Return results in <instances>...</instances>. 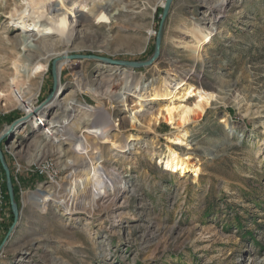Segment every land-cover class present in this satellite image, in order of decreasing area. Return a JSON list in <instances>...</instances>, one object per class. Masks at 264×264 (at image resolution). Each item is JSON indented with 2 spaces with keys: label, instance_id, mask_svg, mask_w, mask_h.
Masks as SVG:
<instances>
[{
  "label": "rangeland",
  "instance_id": "obj_1",
  "mask_svg": "<svg viewBox=\"0 0 264 264\" xmlns=\"http://www.w3.org/2000/svg\"><path fill=\"white\" fill-rule=\"evenodd\" d=\"M39 1L0 0V144L11 158L20 216L0 250V264H264V0H172L162 27L166 0H115L106 25L68 12L73 33L61 29L64 0L41 8ZM159 33L162 53L151 66L82 56L148 60ZM16 66L36 77L35 85L20 82L10 94ZM167 70L219 96L190 126L191 149L178 147L200 159L197 183L191 173L166 172L159 163L172 125L133 128L126 116L138 109V97L147 109L159 106L153 95L167 82ZM57 89L62 96L54 95ZM120 91L126 105L115 95ZM50 95L63 111L73 96L96 109L92 116L100 108L108 120L121 119L112 136L111 122L93 128L78 123L83 137L94 134L88 146L110 159L86 175H72L86 164L68 166L74 167L67 185L57 143L49 145L24 125L17 134L8 130L34 106L44 107ZM57 107L51 115L46 108L43 118L56 116ZM57 118L67 121H48ZM129 134L139 141L129 143ZM45 157L58 165L39 172L34 166ZM4 180L0 170L1 187Z\"/></svg>",
  "mask_w": 264,
  "mask_h": 264
},
{
  "label": "bare ground",
  "instance_id": "obj_2",
  "mask_svg": "<svg viewBox=\"0 0 264 264\" xmlns=\"http://www.w3.org/2000/svg\"><path fill=\"white\" fill-rule=\"evenodd\" d=\"M114 1L115 0H64L63 2L65 3V11L62 14V20H60L61 29L63 30L64 27L65 28L68 27L67 30H69V32L71 33L74 32L76 26L68 18V12H71V11L72 12L74 11L76 13L82 12V13L89 14V16L92 17L94 24L104 23L106 25V23L112 22L113 14L109 12L110 9L108 8ZM47 2L48 0H40L39 7L41 8L43 5L47 4ZM162 3L164 4V2ZM123 7H125L124 4H123ZM48 32H51V31H48ZM68 57L70 56H65L63 58H60L59 61L62 62L63 59H66ZM60 65L61 64L58 63L57 61L56 68H55L56 69V80L55 81L58 87H59V79H60V72H61ZM15 70L16 72L13 74L11 84H10L12 85V87L9 88L10 94L20 89L21 87V85H19L20 82L24 83V85L22 84V86H26L25 84L30 85V86L35 85L33 83L35 82L36 77H31L28 74V72L22 70L21 68H18L17 66ZM167 72H168V78L166 79L167 82L162 86L161 90L157 92L155 91V94L153 95L154 96L153 99H158V103H160L159 106H157L156 108L152 106V108L150 107L147 109V106H146L147 103H145L142 100L143 97H140V98L138 97L136 99L137 100L136 106H139L138 109H134L133 107H131L129 115L127 112L126 116H127L129 124L133 128L142 126L150 130L161 122H166L172 125L174 129H172L170 132H168V134L165 135L167 139V144L165 146L164 151L160 153L158 152L159 159H160L159 163L163 165V168L166 170V172H169V171L175 172V173H179L180 175H183L187 172L191 173L194 176V182L197 183L202 173L200 159L196 158L192 152L180 149L178 147L185 146L187 149H191L192 147L191 143L188 141V136L191 130L190 126L197 125V122L201 120L208 113L209 108H211L213 105H215L218 102L219 96L216 92L212 90L210 91L203 90L188 81L184 82L180 76H178L175 72L171 70H167ZM177 77H180V78H177ZM148 88L149 86H146L145 88H143V91L139 92V94H141L139 96H143L145 93H147ZM150 88L151 89L149 91V94L153 90L152 87ZM62 89L61 90L57 89V92L54 95H61V94L63 95ZM73 91L74 90H72L71 92ZM53 97L54 96L50 97V101L47 102L44 105V107L34 106L35 110H33L29 114H26L25 117L21 118V120L16 123V127L14 128L15 130L13 134L17 133V131L22 126V123L29 122V120H26V119L36 117V115H38L36 114L37 112H39V114L43 117L46 114L45 113V111L47 110L46 108H48L47 113H50L52 108L57 107L55 106L56 103L55 104L51 103V102H54V100L56 99L55 97L54 98ZM118 97H120V100L122 102L124 101L123 103L125 105L127 104L126 102L127 99L124 97V95L123 96L118 95ZM192 98L193 100H190ZM229 98L230 97H228V99ZM57 108L59 109V112L56 116L50 117L51 115L50 113L49 116L48 114L45 116V119L48 121L50 120V118L55 119V117L57 116L59 118H61L62 116H64L65 118L66 116L67 121L63 122L64 119L62 118L61 119L57 118L58 121L54 123H49L48 121V123L50 124L48 128L50 129L51 131L50 133H52L51 136L53 137L52 139L54 140H51V141L49 140L48 136L50 135V133L45 134V131L44 132L42 131L41 133L45 135L46 142L49 145H56L57 134L60 130H63V129L65 130L66 128L71 127L75 133L81 132L80 131L81 126L78 127V123L80 121H82L84 125H88L92 128L96 125L102 126L109 122H111V124L114 123L113 122L114 120L112 119L108 120L102 115L100 108H98L100 112V117H99V112L95 113L92 116L91 115L93 113L92 111L96 109L91 108L90 105H85L81 102L78 103V101L73 96L67 99L66 111H63L62 108H59V107ZM89 117L91 119H88ZM111 124L109 125L108 136L109 135L112 136L113 131L119 129L120 127V126L115 127ZM51 126H54V127H51ZM120 134H123V133H120ZM90 135H92L93 139L95 138L93 133H91ZM98 137L103 138L104 136L98 135ZM139 139L140 137L138 138L132 134H129L126 137V140L129 143H132V141H139ZM116 142L117 143H114L115 145L119 144L118 141ZM93 143L94 142H92V144ZM103 144H108V143H103ZM77 145L79 146L78 149L80 150L81 144L78 143ZM58 148L60 149L59 144H58ZM112 148H115V147H112ZM92 149L95 151L90 153L89 150H86L85 152H83L82 150L80 151L81 154H78L79 156L76 155L77 157H80L78 158V160H80L82 164H86V165H82L80 170L74 169L73 174H72L73 176L81 175V174L86 175V173L94 172L96 171L97 168H99L102 162H105L110 159L108 156L103 155L101 152L97 151V149H94V148ZM88 153H90L89 159L86 156V154ZM118 153L115 154V156L118 155ZM29 154H32V153L30 152ZM63 162L65 164V161ZM68 166L70 165H65V168H67ZM73 176L70 178V181L73 179ZM66 178H68V175ZM68 182H69V179L67 180V183ZM67 183H65V185H67ZM131 190L132 192L135 191L133 189ZM50 191L51 190H49V192ZM53 192L54 191H51L50 193H53Z\"/></svg>",
  "mask_w": 264,
  "mask_h": 264
},
{
  "label": "built area",
  "instance_id": "obj_3",
  "mask_svg": "<svg viewBox=\"0 0 264 264\" xmlns=\"http://www.w3.org/2000/svg\"><path fill=\"white\" fill-rule=\"evenodd\" d=\"M121 93L123 96L124 95L123 91L115 92L116 97H118V95H120ZM118 99L120 100V97H118ZM119 102H121V100ZM85 105H89V104H85ZM112 119L114 120V123L116 124L115 127H119L121 125V123H120L121 119L119 117H116V118L113 117ZM22 125L27 126L29 128H32L35 131L37 130L39 132L38 134H41L44 137H45V135L43 133H41L42 131L43 132L45 131V134H48L51 132L50 129L48 128V126L50 124L40 114L36 115V117L33 118L32 122L31 121L30 122H24V123H22ZM15 127H16V124L12 127L13 132L15 130L14 129ZM51 127H54V126H51ZM19 130H21V127ZM19 130L17 131V133L19 132ZM92 139H93L92 135L89 134V135H87V138H85L82 136V132L75 133L71 127H68L65 130L64 129L60 130L58 132L56 142L60 146L59 151H57L58 158H61L59 165L62 166L63 171H66V173L64 174V177H63L64 178L63 184L67 183V180L69 178V177L66 178L67 175L71 176V174H72L71 169L74 166L76 167V166H79L82 164V162L80 160H78V157L76 155L81 154L80 151H82L83 149L89 150L90 153L95 151L90 146H88V145H92L91 144ZM89 142H90V144H89ZM78 143L81 144V146L85 145L86 148H81L79 150L78 149L79 146L77 145ZM104 146L105 145H103V147ZM126 150H128L127 147H126ZM68 154H70V155L67 156ZM63 161H65V164ZM57 165H58L57 162L52 157H45L40 161L39 164L35 165L34 168H36V170H39V172H44V171H47L45 169L52 170L53 167L57 166ZM65 165H74V166L72 168H68V167L65 168ZM1 188L2 187L0 184V201H2V199H3V192H2Z\"/></svg>",
  "mask_w": 264,
  "mask_h": 264
},
{
  "label": "water",
  "instance_id": "obj_4",
  "mask_svg": "<svg viewBox=\"0 0 264 264\" xmlns=\"http://www.w3.org/2000/svg\"><path fill=\"white\" fill-rule=\"evenodd\" d=\"M172 0H166L164 2V5H163V8H164V11H163V14H162V17H161V27L162 25L164 24V21H165V18L167 17V14L170 10V4H171ZM156 42H155V48H154V54L151 56L150 59L148 60H136V61H130V60H114L110 57H101V56H96V55H82V56H95V57H98V58H101L105 61H109V62H112V63H115V64H118V65H126V66H129V67H134V68H137V67H145V66H151V64H153L155 61L158 60V58L161 56V46H162V37H161V33H159L157 36H156ZM80 56V54H78ZM53 71H54V78L56 80V69H55V66H53ZM50 97H52L51 95L47 97L48 100H50ZM17 123V121H13L9 127H8V130H11V128ZM3 136H0V143H1V140H2ZM0 159H1V162H2V165L4 167V170H5V173H6V177H7V187H8V193H9V197H10V202L12 204V211H13V216L14 217V222L12 223V225L9 227V232L7 234V236L5 237V239L3 240V242L0 244V250L1 248L3 247L4 243L8 240L9 236H10V233L12 232L11 230H13V228L18 224V221L20 219V216H19V205L18 203L15 201V188L13 187V181H12V174L10 173V169L9 167L7 166V163L5 161V158H4V154H3V150H2V147H1V144H0Z\"/></svg>",
  "mask_w": 264,
  "mask_h": 264
},
{
  "label": "trees",
  "instance_id": "obj_5",
  "mask_svg": "<svg viewBox=\"0 0 264 264\" xmlns=\"http://www.w3.org/2000/svg\"><path fill=\"white\" fill-rule=\"evenodd\" d=\"M15 119V117H11L10 122L13 121ZM4 153V158L6 159L7 165L10 167V163H11V158L9 159L8 156L6 155L5 151ZM0 170L4 175V178L6 177V173L4 170V167L2 165L1 159H0ZM14 180V179H13ZM14 185L13 187L15 188V201L18 202L19 204V189L16 186V182L15 180L13 181ZM3 187V206L2 209L0 211V225L2 227V231L0 230V243L2 242V240L4 239L5 235L7 234V230L9 228V226L12 224L13 220H14V216H13V211H12V206H11V202H10V197H9V193H8V187L6 184V180H4V183L2 185ZM4 213L7 214L8 217H10L7 221V217L4 216ZM2 232V233H1Z\"/></svg>",
  "mask_w": 264,
  "mask_h": 264
}]
</instances>
